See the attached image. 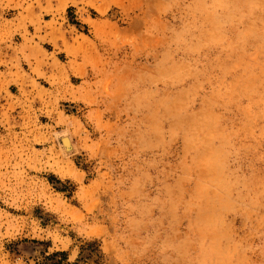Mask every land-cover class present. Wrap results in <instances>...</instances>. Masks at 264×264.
<instances>
[{
    "label": "rangeland",
    "instance_id": "374dc122",
    "mask_svg": "<svg viewBox=\"0 0 264 264\" xmlns=\"http://www.w3.org/2000/svg\"><path fill=\"white\" fill-rule=\"evenodd\" d=\"M0 264H264V0H0Z\"/></svg>",
    "mask_w": 264,
    "mask_h": 264
}]
</instances>
